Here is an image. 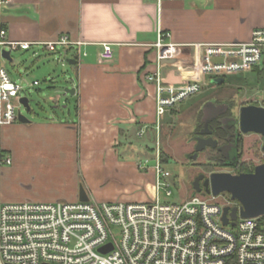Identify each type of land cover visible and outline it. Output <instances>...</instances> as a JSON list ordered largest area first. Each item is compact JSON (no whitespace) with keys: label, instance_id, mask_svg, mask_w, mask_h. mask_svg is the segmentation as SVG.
Instances as JSON below:
<instances>
[{"label":"crops","instance_id":"obj_1","mask_svg":"<svg viewBox=\"0 0 264 264\" xmlns=\"http://www.w3.org/2000/svg\"><path fill=\"white\" fill-rule=\"evenodd\" d=\"M0 15L11 41L48 45L66 35L84 44L86 56L72 65L73 78L67 81V88L76 90L71 95L74 114L61 118L52 112L45 120L32 114L25 117L28 123L18 120L0 129V152L12 159L11 166L1 169L0 202L73 203L79 201L83 182L91 184L88 176L143 178L134 162L138 150L133 139L161 137L164 118L179 113L181 105L163 117L157 131L155 89L145 76L155 69L158 27L179 46L177 58L164 70L167 83L201 82L206 90L212 85L200 71L203 45L249 41L255 29L264 28V0H175L164 2L161 12L147 0H11ZM105 44L113 49L110 62L101 60ZM46 45L15 51L33 53V61L16 60L12 54L11 61L6 59L14 82L22 84L33 73L40 50L60 57L65 52L66 61L76 60L74 49ZM28 112L33 113L31 108ZM196 113L199 117L201 111ZM145 178L155 193L154 172ZM86 191L97 203L95 188ZM107 199L100 202H116Z\"/></svg>","mask_w":264,"mask_h":264},{"label":"built area","instance_id":"obj_2","mask_svg":"<svg viewBox=\"0 0 264 264\" xmlns=\"http://www.w3.org/2000/svg\"><path fill=\"white\" fill-rule=\"evenodd\" d=\"M147 1L156 3L161 12L164 2L175 0ZM10 2L1 0L0 8ZM171 38V33L158 27L153 45L155 69L145 76V82L155 89L159 133L163 117L206 86L201 82L167 83L165 67L179 54V46ZM42 45L46 44L9 40L0 15V129L18 121L25 91L11 79L3 53ZM46 46L74 49L76 61L86 56L81 51L84 44L66 35ZM203 49L200 71L210 80L246 73L264 75V28L255 29L247 42L208 44ZM100 56L104 62L112 61L111 45H103ZM257 104L264 108V91ZM11 165V157L0 152V173ZM145 167L144 163L138 165L143 171ZM154 176L155 197L148 202H0V264H264V217L239 218L235 226L231 220L224 225L223 210L231 206L205 194L179 204L162 203L160 189H165L167 198L173 192L168 182L171 173L160 161L158 142ZM108 246L111 250L101 251Z\"/></svg>","mask_w":264,"mask_h":264},{"label":"rangeland","instance_id":"obj_3","mask_svg":"<svg viewBox=\"0 0 264 264\" xmlns=\"http://www.w3.org/2000/svg\"><path fill=\"white\" fill-rule=\"evenodd\" d=\"M58 50H61V48ZM40 55L42 56L41 61H35L37 68L21 84L27 89L28 84H32L35 79L40 82V86H34L32 89L26 90V93H22L30 101V108L33 113L28 112L23 107L21 115L28 118L38 115L40 120H45L52 112H55L61 118L63 114L68 116L69 112L74 114L75 99L66 93V89H68L67 81L73 78V67L68 65L64 56L49 55L44 50L39 51ZM32 56L33 53H12V57L20 61H31ZM7 66L10 67L9 64ZM9 72L16 78L14 68H9ZM49 74L53 76L54 80L49 77ZM226 80L225 86H212L183 102L176 117L171 118L168 114L163 120L162 133L159 139H155V136L148 138L143 135V137L133 139V145L138 150L134 162L146 164L145 170L140 171L143 178L137 177L134 180L125 181L121 177L117 180L110 178L103 180L98 174L96 178L95 173L94 177L90 178L88 176L92 185L83 182L82 187L90 200L96 202L95 196H90L86 191L91 186V189L95 188L97 191V201L99 203H102L100 200H106L107 198H109L107 200L112 199L116 202L152 201L155 193L149 190L145 177L154 172L157 142L160 149V161L164 169L171 173L168 182L173 192L172 197L167 198L165 189H160L159 199L162 203L179 204L189 200L194 195L192 184L201 174L205 177H209L213 172H225L235 175L238 169L222 168L216 164H208V152L201 154L194 162L189 158L194 153L195 141H193L192 135L198 121L196 111H203L204 106L210 103L216 105L217 101L233 102L236 106L235 111L237 107L247 104L258 105L257 103H259L260 96L264 91V75L259 77L255 74L246 73L227 77ZM221 107H226V105H221ZM263 144V137L255 134L245 135L246 158H250L256 148L261 147ZM254 147L256 148L254 149ZM122 151L121 149V153H123ZM257 152L259 155L254 159V165L256 166L264 162V152L260 148ZM123 158H129V156ZM126 160L132 162V160ZM203 189V192H205V188ZM205 195L208 199L213 197L210 194ZM215 202L221 205L229 204L231 207H240L239 202L232 201L231 196L228 194L220 195Z\"/></svg>","mask_w":264,"mask_h":264},{"label":"water","instance_id":"obj_4","mask_svg":"<svg viewBox=\"0 0 264 264\" xmlns=\"http://www.w3.org/2000/svg\"><path fill=\"white\" fill-rule=\"evenodd\" d=\"M3 57L11 61V52L5 51ZM68 65H76V60H67ZM213 85L225 84L224 79H214L211 81ZM66 93L69 95H75V89H67ZM20 103L25 109L30 111L29 101L27 98H21ZM224 107H222L223 109ZM226 108V107H225ZM213 103L207 104L203 108L205 118L203 119V125L208 128L209 122L219 117L224 111ZM21 123H28V120L22 115L18 119ZM223 122H231L232 126H238L241 135L255 134L264 138V108L259 106H243L239 111V115L236 118H227L220 120ZM225 129V128H224ZM227 130V129H225ZM202 136L196 139L197 145L195 146V154L191 160L196 161L198 154L206 150L207 148L217 149L223 156L227 158L229 150L232 151L231 146H220L219 142L212 137V133L201 132ZM264 152V147H263ZM240 154H238L239 156ZM236 163V161H232ZM192 188L197 194H210L217 198L222 194H228L231 196L232 201H238L240 207H225L223 210V224L235 226L236 221L239 218L242 219H254L258 217H264V162L255 167L252 173H242L233 175L225 172H215L209 177L205 175H199L192 184ZM205 188V192H203ZM80 202L88 203L90 201L87 193L80 188ZM111 250V246L103 248L101 251L106 253Z\"/></svg>","mask_w":264,"mask_h":264},{"label":"flooded vegetation","instance_id":"obj_5","mask_svg":"<svg viewBox=\"0 0 264 264\" xmlns=\"http://www.w3.org/2000/svg\"><path fill=\"white\" fill-rule=\"evenodd\" d=\"M223 103H225V104H223ZM221 105H226V108L224 107L222 109ZM252 105L258 106L255 104H247L244 106H252ZM216 106L219 107L220 110H222V111H224V109H225V111L219 117H217L216 119L209 122L208 128H205V126L203 125V119L206 116L205 113L203 111H201V113L199 114L198 121H197V124L194 128L193 135H192L193 141H195L194 142L195 145H194L193 155L195 154V146L197 145L196 139L199 136H202L201 132L212 133V137L214 138V134L218 133V130H220L223 133V136H220V137L222 139H224L221 146L227 145V146H231V148H232V151L230 152V150H229L228 154L226 155L227 158H223V156H222V160L229 167L233 166V167L237 168L240 166L241 167L244 166L243 168L246 171H248V173H252V168L254 170L256 167V165H254L255 164L254 159L259 155L257 150L260 148L263 151L264 144L258 148L254 147V149L256 148L254 153L251 155L250 158H246L245 135H241L240 131L237 129L238 126H232L231 122H223V124L220 122V120H225L227 118H236L239 114L241 107H243V106L237 107L236 111L234 110L236 106H234L233 102H230V101H226V102L217 101ZM237 110H238V112H237ZM224 128L227 130H225ZM238 154H240V155L238 156ZM193 155L189 156L190 160H191ZM198 157H199V154H198ZM232 161H236V163H232ZM232 208H234V207H232Z\"/></svg>","mask_w":264,"mask_h":264},{"label":"trees","instance_id":"obj_6","mask_svg":"<svg viewBox=\"0 0 264 264\" xmlns=\"http://www.w3.org/2000/svg\"><path fill=\"white\" fill-rule=\"evenodd\" d=\"M224 80H225V84H226V79L227 78H223ZM212 80H214V79H211L210 80V84H211V81ZM225 84H223V85H220V86H218V87H221V86H225ZM212 86H214L213 84H211ZM215 86H217V85H215ZM218 127V126H217ZM237 128V127H236ZM238 130H239V128H237ZM220 136H223V133H222V131H220V130H218V133H215L214 134V139H216V140H218L219 141V147L222 145V142L224 141V139H222ZM208 152V153H207ZM205 153H207V157H208V164L209 163H211V164H216V165H218V166H220V167H222V168H231V169H238V171H237V173L235 174V175H238V174H242V173H248V171H246L243 167L244 166H240V167H229L228 165H226L225 164V162L222 160V155H221V153L220 152H218V150L217 149H211V148H207L206 150H204L203 152H201V153H199V156L201 155V154H205ZM254 170H253V168H252V172H253ZM213 173H215V172H213ZM194 195H197V193H195V191H194Z\"/></svg>","mask_w":264,"mask_h":264}]
</instances>
